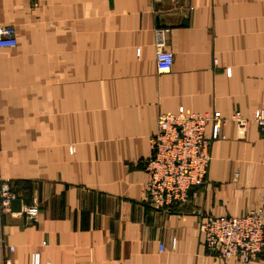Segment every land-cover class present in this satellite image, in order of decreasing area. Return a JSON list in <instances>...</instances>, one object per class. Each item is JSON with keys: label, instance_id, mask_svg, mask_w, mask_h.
I'll use <instances>...</instances> for the list:
<instances>
[{"label": "crops", "instance_id": "1", "mask_svg": "<svg viewBox=\"0 0 264 264\" xmlns=\"http://www.w3.org/2000/svg\"><path fill=\"white\" fill-rule=\"evenodd\" d=\"M0 27L17 42L0 49V183L15 194L0 264H264L213 258L201 233L210 215L264 214V0H0ZM180 110L220 113L225 139L187 203L155 211L149 139Z\"/></svg>", "mask_w": 264, "mask_h": 264}, {"label": "built area", "instance_id": "2", "mask_svg": "<svg viewBox=\"0 0 264 264\" xmlns=\"http://www.w3.org/2000/svg\"><path fill=\"white\" fill-rule=\"evenodd\" d=\"M166 29L156 31L155 64L158 74L169 73L173 55L166 49ZM16 32L11 27H0V49L16 47ZM241 135L247 124L239 113L232 118ZM227 122L220 113H192L180 110L176 114L164 113L157 117V129L149 139L151 155L144 161L148 175L145 195L155 211L185 205L201 187L211 162L212 141L224 140L223 126ZM253 122L264 139V111L254 113ZM211 126V136H205L206 127ZM15 199L8 181L0 183V211L9 208ZM35 206L21 208L20 214L35 219ZM203 244L207 254L228 261L236 259L242 263L257 260L264 253V214L254 209L241 217L208 216L202 225ZM12 251V248H10ZM30 264H39V256L32 255Z\"/></svg>", "mask_w": 264, "mask_h": 264}]
</instances>
